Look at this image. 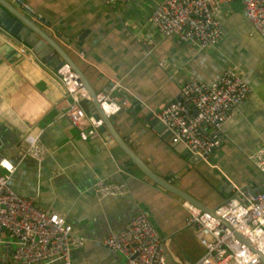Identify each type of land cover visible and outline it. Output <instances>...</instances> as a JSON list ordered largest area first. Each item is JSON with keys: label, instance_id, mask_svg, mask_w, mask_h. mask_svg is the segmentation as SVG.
Returning <instances> with one entry per match:
<instances>
[{"label": "crops", "instance_id": "1", "mask_svg": "<svg viewBox=\"0 0 264 264\" xmlns=\"http://www.w3.org/2000/svg\"><path fill=\"white\" fill-rule=\"evenodd\" d=\"M24 1L46 21L25 12L28 17L69 50L90 82L110 89L109 96L121 106L109 117L112 129L157 176L209 208L232 195L222 186L225 182L264 184V173L250 159L264 146V39L246 18L241 0L219 4L222 33L207 49L159 34L150 21L158 0L112 5L102 0ZM3 34L1 25L0 147L16 166L9 184L73 226L83 244L73 248L71 264H121L123 258L102 238L125 228L139 212L149 216L164 239L167 264L197 261L204 247L195 228L186 224L184 200L146 176L104 132L82 140L79 128L63 115L69 99L55 68L38 55L15 53ZM227 68L240 72L249 95L222 124L223 140L209 163L194 160L181 144L162 137L147 116L175 99L188 78L211 83ZM83 106L89 113L87 102ZM28 133H39L46 149L37 158L23 155ZM99 180L120 185L123 192L102 196L95 190Z\"/></svg>", "mask_w": 264, "mask_h": 264}, {"label": "built area", "instance_id": "2", "mask_svg": "<svg viewBox=\"0 0 264 264\" xmlns=\"http://www.w3.org/2000/svg\"><path fill=\"white\" fill-rule=\"evenodd\" d=\"M12 1L36 20L46 21L24 0ZM102 1L112 5L138 0ZM226 1L158 0L150 21L162 36L176 35L184 44L207 49L221 36L219 4ZM241 1L246 18L264 39V0ZM3 35L15 53L36 55L30 46L6 29ZM54 74L61 80L69 99L63 115L79 128L82 140L99 137L103 121L84 108L83 103L90 101V96L75 71L64 62ZM249 92L250 86L240 72L227 68L211 83L188 78L179 95L152 116L169 131L171 142L181 144L195 160L209 163L210 154L222 143V124ZM98 99L106 103L102 107L107 117L121 108L117 99L109 94L100 93ZM24 142L27 147L23 155L37 158L46 151L39 143V133L26 134ZM250 159L264 173V146L256 148ZM15 169V164L0 147V264L56 261L71 264L73 248L83 244L82 238L74 237L73 226L63 215L38 207L30 198L12 189L9 179ZM231 189L232 195L226 202L212 207L213 212L183 201L188 212L186 224L195 228L204 247L202 256L191 264H264L260 258L264 257V189L251 193L233 184ZM95 190L102 196L123 192L122 186L101 180L95 183ZM235 232L246 237L250 245L239 240ZM102 244L123 258L121 264H167L164 239L144 212L132 216L122 230L105 234Z\"/></svg>", "mask_w": 264, "mask_h": 264}, {"label": "water", "instance_id": "3", "mask_svg": "<svg viewBox=\"0 0 264 264\" xmlns=\"http://www.w3.org/2000/svg\"><path fill=\"white\" fill-rule=\"evenodd\" d=\"M17 6V7H16ZM22 8V11L21 9ZM28 12L25 8L21 7L16 2H10L9 0H0V24L15 38L22 40L28 46L32 48V51L43 58L49 65L55 69L59 68L64 62L68 63L71 68L75 71L81 84L88 91L90 96V101L87 102L89 112L93 113L96 118L102 119V124L99 126V131L105 133L110 137L114 144L118 145L125 155L131 160V162L141 170L146 176L151 180L156 182L158 185L162 186L166 190L174 193L183 200H186L193 205L199 207L202 210L213 212V209L209 208L206 204L190 195L188 192L180 189L178 185L172 184L167 180H164L157 176L134 152L133 150L124 142L118 133L112 129V123L109 117H107L103 112V107L106 103H101L98 99V95L108 94L110 89L103 87L99 84H92L90 80L86 77L84 71L78 66L76 61L73 59L69 50H66L63 45L58 41L53 35H50L45 29L39 26L35 21L28 17ZM65 41V40H64ZM67 41V40H66ZM65 41V42H66ZM68 42V41H67ZM108 86H112L111 84ZM152 112L148 114L147 118L151 123H155V129L163 132L162 137H168L169 131L164 130V126L156 118L152 116ZM105 134L103 137L105 140H109ZM178 144V143H174ZM185 154H188L190 158L194 159L189 151L184 149ZM195 160V159H194ZM212 169L219 170L216 167ZM210 169L209 172L215 176L214 171ZM212 170V171H211ZM217 176V175H216ZM231 189V185L228 182L223 183L222 186H226ZM244 188L249 190L251 193H255L258 190L264 189V184L262 186L254 188L252 185H247ZM228 192V190L226 191ZM228 199V198H227ZM227 199L223 200L222 203L226 202ZM221 203V202H220ZM236 237L249 244V241L242 234L235 232ZM261 260L264 262V257L260 256Z\"/></svg>", "mask_w": 264, "mask_h": 264}]
</instances>
